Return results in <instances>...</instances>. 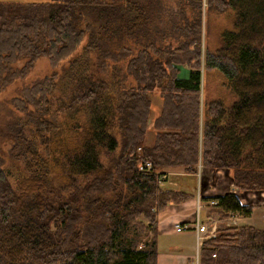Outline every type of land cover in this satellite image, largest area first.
Here are the masks:
<instances>
[{"label":"trees","instance_id":"1","mask_svg":"<svg viewBox=\"0 0 264 264\" xmlns=\"http://www.w3.org/2000/svg\"><path fill=\"white\" fill-rule=\"evenodd\" d=\"M204 4L232 13L214 51L184 10L169 18L178 45L148 42L153 0L0 2V92L40 59L53 69L0 126V264H157V216L194 198L163 189L169 170L226 171L231 191L203 199L207 215L251 214L234 191L264 192V0ZM109 60H127L123 76ZM210 69L235 102L200 104ZM222 225L199 264H264V231Z\"/></svg>","mask_w":264,"mask_h":264},{"label":"rangeland","instance_id":"2","mask_svg":"<svg viewBox=\"0 0 264 264\" xmlns=\"http://www.w3.org/2000/svg\"><path fill=\"white\" fill-rule=\"evenodd\" d=\"M49 0H0V2H47ZM102 1V0H99ZM110 1V0H104ZM154 5L153 8V16H152V28L149 31L148 42H154L157 46H176L182 40V37L179 36L177 32L172 30L171 24L169 22L170 16L177 11L184 10V22L187 24L194 23L195 20H199L201 37L203 48H207L211 51H214L219 46L218 38L224 30H231L233 27V23L231 20L232 13L230 11L226 13H208L204 7L205 4L202 5L203 9H200V13L198 12V7L191 2V0H153ZM199 13V15H198ZM150 29V28H149ZM127 60L120 61L117 64H114L110 60L109 67L112 68L116 66L119 69V75L123 76L124 74V65ZM53 69L50 66V63L46 59H40L35 63V66L28 74V76L24 80H17L15 83L6 86L0 92V126H3L6 121L10 118V110H14L15 108L11 104L14 98L20 96L23 88L30 85L31 83L40 80L52 73ZM184 74V73H183ZM182 74V75H183ZM181 76V75H180ZM130 80V79H129ZM127 80L128 82H130ZM201 89H200V104L203 106L207 101L219 100L222 101L224 105H230L237 100V95L231 91L228 85V80L222 75V73L216 69L210 70H202L201 71ZM151 101V119L158 115L161 108V96L159 91H154L153 94L150 95ZM201 106V107H202ZM152 141V133L148 130L146 136V142L151 143ZM3 144V143H1ZM0 147L6 149V147ZM199 169V167H198ZM202 170V168H201ZM206 170V169H203ZM202 170V179L204 172ZM210 170V169H208ZM169 176L164 178L166 181L163 183L164 190H175L174 186L177 185L176 181H179L175 174H188L183 173L181 170H169L166 171ZM226 172V171H225ZM214 177L213 173H206L203 177L204 179L210 180ZM221 179L224 177L227 180V176L224 174V170L221 172ZM170 187H169V186ZM238 191V190H237ZM240 193V192H239ZM246 193V192H242ZM252 193V192H249ZM254 193V192H253ZM259 195H248L247 203L254 206L252 213L250 214V220L253 226L260 230L264 231V192H260ZM240 198H245L243 195L239 194ZM209 206H212L209 203ZM242 217V216H241ZM210 220L213 218L218 219L216 214H212L209 217ZM219 220V219H218ZM142 222L146 225L147 222ZM205 223V221H203ZM211 221L208 222V224ZM217 226H223L222 221H220ZM227 227V226H226ZM217 230V229H216ZM196 238V237H195Z\"/></svg>","mask_w":264,"mask_h":264},{"label":"crops","instance_id":"3","mask_svg":"<svg viewBox=\"0 0 264 264\" xmlns=\"http://www.w3.org/2000/svg\"><path fill=\"white\" fill-rule=\"evenodd\" d=\"M202 170L198 171L195 175H184L182 173L175 174V177H177V179H180L179 181H176L177 185L174 186V189L185 193L194 194V198L182 205H169L163 212H161L157 216V264L198 263L201 245H197L194 232L189 231L184 233H177L175 231V226L177 224L190 225L195 218L198 203L200 206L198 216L202 224L207 225L210 221V218L207 215V211L210 207L209 203L211 202H205L203 201V199L215 196H223L229 193L232 187V182L227 176V172L224 171L225 176H227V180H225L224 177L222 179L220 178L222 177L221 172L223 170L212 171L206 169L203 170L204 175L208 172L213 173L214 177L212 176L210 180H203L204 175L202 179L200 178L202 176ZM234 194L237 195L239 202L242 205H250L247 203V196L259 195L261 193H239L237 190H235ZM239 194L243 195V197L245 198H240ZM230 217L235 218L236 227L250 226L255 228L251 223L250 215L248 217H241L239 215L232 214L230 215ZM203 221H205V223H203ZM223 221L224 220H222V223H224Z\"/></svg>","mask_w":264,"mask_h":264},{"label":"built area","instance_id":"4","mask_svg":"<svg viewBox=\"0 0 264 264\" xmlns=\"http://www.w3.org/2000/svg\"><path fill=\"white\" fill-rule=\"evenodd\" d=\"M205 3V0H203V4ZM145 167L148 170L151 169L150 167V163H146ZM199 169L198 171H201V166H198ZM167 176H169L168 173L164 174L162 176V178H166ZM211 205H214V202L210 203ZM200 206L199 203L197 204V211L195 213V218L193 220V222L190 225H180L177 224L175 226V231L177 233H184V232H189V231H193L196 237V243L198 246H200L202 244L203 241H205L206 239L214 236V234L216 233V229H217V224L220 220L213 218L211 219V223L207 224V225H203L199 216H198V212H199ZM217 217V216H216ZM225 226H236V222H235V218L234 217H230L229 219H225L224 221ZM198 264V263H197Z\"/></svg>","mask_w":264,"mask_h":264}]
</instances>
